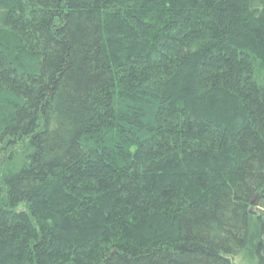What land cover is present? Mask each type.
Returning a JSON list of instances; mask_svg holds the SVG:
<instances>
[{"label": "trees", "instance_id": "trees-1", "mask_svg": "<svg viewBox=\"0 0 264 264\" xmlns=\"http://www.w3.org/2000/svg\"><path fill=\"white\" fill-rule=\"evenodd\" d=\"M0 149V264H264V0H0Z\"/></svg>", "mask_w": 264, "mask_h": 264}, {"label": "rangeland", "instance_id": "rangeland-1", "mask_svg": "<svg viewBox=\"0 0 264 264\" xmlns=\"http://www.w3.org/2000/svg\"><path fill=\"white\" fill-rule=\"evenodd\" d=\"M5 152L0 149V162L3 160ZM252 251L247 249L242 253L235 255L233 261L235 264H251L252 263Z\"/></svg>", "mask_w": 264, "mask_h": 264}, {"label": "water", "instance_id": "water-1", "mask_svg": "<svg viewBox=\"0 0 264 264\" xmlns=\"http://www.w3.org/2000/svg\"><path fill=\"white\" fill-rule=\"evenodd\" d=\"M253 202H256V198H255V199H253Z\"/></svg>", "mask_w": 264, "mask_h": 264}]
</instances>
